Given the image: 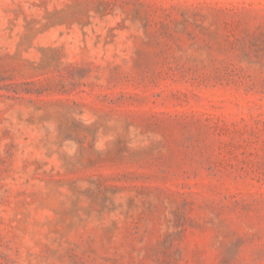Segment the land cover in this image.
Returning a JSON list of instances; mask_svg holds the SVG:
<instances>
[{"label":"rangeland","instance_id":"1","mask_svg":"<svg viewBox=\"0 0 264 264\" xmlns=\"http://www.w3.org/2000/svg\"><path fill=\"white\" fill-rule=\"evenodd\" d=\"M0 264H264V0H0Z\"/></svg>","mask_w":264,"mask_h":264}]
</instances>
